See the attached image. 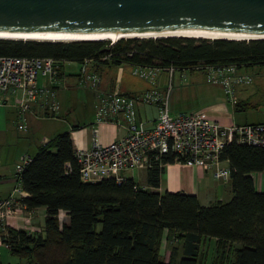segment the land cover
<instances>
[{"label": "trees", "instance_id": "trees-1", "mask_svg": "<svg viewBox=\"0 0 264 264\" xmlns=\"http://www.w3.org/2000/svg\"><path fill=\"white\" fill-rule=\"evenodd\" d=\"M108 41L0 38V55L78 63L90 59L104 66L264 65V38ZM247 108L253 104L234 103L235 111ZM74 151L70 132H58L38 145L20 172L18 182L26 193L21 201L28 210L44 206L45 215L38 232L7 226L2 240L19 258L16 264H205L201 247L210 239L215 246L212 264H264V190L256 189L251 176L264 171V146L235 139L225 143L220 157L228 161L232 196L209 205L200 204L194 194L155 190L163 170L158 164L146 170L150 189L130 176L82 181ZM161 160L172 162L175 154ZM61 211L66 222L60 221ZM163 239L179 246L173 245L167 259L161 255Z\"/></svg>", "mask_w": 264, "mask_h": 264}, {"label": "built area", "instance_id": "built-area-1", "mask_svg": "<svg viewBox=\"0 0 264 264\" xmlns=\"http://www.w3.org/2000/svg\"><path fill=\"white\" fill-rule=\"evenodd\" d=\"M63 62L52 57L0 55V105L11 104L15 107L18 129L27 130V112L34 103L43 106L51 116H56L59 102L54 87L60 80L59 70ZM89 62L90 59H84L79 63L76 80L93 89L99 102L94 121L89 125L90 146L77 147L74 151L82 181H96L105 177L119 181L125 177V171L147 170L157 164L164 165L161 158L168 154H175V160L210 168L214 178L228 180L229 167L223 164L226 159L220 157L226 142L235 139L241 143L264 146V123L222 125L201 111L169 112L168 96L175 83V72H179L178 78L183 82L187 79L185 70L188 68L131 64V73L146 80L150 87L127 94L117 87L102 92L100 75L94 69H87ZM193 68H202L204 81L220 85L232 104L238 100L237 87L252 81L251 75L241 72L236 63ZM161 72L166 75L163 88L157 84ZM39 78L49 84L40 85ZM139 103L156 106L157 116L152 125L146 126L137 119ZM119 117L123 118L125 133L108 143H101L99 124L117 122ZM29 159V155L21 157L14 175L15 185L6 197L0 199V245L7 248L8 244L2 240V235H6L10 220L28 222L31 217V212L21 201L25 192L18 182L19 174ZM27 231L33 232L32 229Z\"/></svg>", "mask_w": 264, "mask_h": 264}, {"label": "water", "instance_id": "water-1", "mask_svg": "<svg viewBox=\"0 0 264 264\" xmlns=\"http://www.w3.org/2000/svg\"><path fill=\"white\" fill-rule=\"evenodd\" d=\"M168 31L264 35V0H0V32Z\"/></svg>", "mask_w": 264, "mask_h": 264}, {"label": "crops", "instance_id": "crops-1", "mask_svg": "<svg viewBox=\"0 0 264 264\" xmlns=\"http://www.w3.org/2000/svg\"><path fill=\"white\" fill-rule=\"evenodd\" d=\"M121 64H118L117 67H119ZM93 67L100 75L101 78L100 89L102 92L117 87L123 93L132 94L145 90L150 87L149 83L146 80L141 79L131 73V69H130L131 66L129 65H127L126 67L128 68V72L130 76H132L133 80L138 79L142 81L143 86L135 87L134 85H126L122 80L121 76L116 75L113 77V75H111L110 73L112 71L111 69L115 68V66L107 67L104 65L101 66L96 64ZM60 70L61 71L64 70V72L63 74L60 75L61 77L59 78L60 79L59 81H64L66 76L65 74L66 72L64 69V62L60 65ZM78 70H79V66L77 67L76 71H74L73 75H77ZM103 72H105L106 74L103 75ZM159 77H160V73L157 77V80L159 79ZM158 82L159 81H157V84ZM165 82H166V75L164 73V80L161 83H159L158 86L163 88ZM176 82L178 85H182L183 83H186L189 86L205 83L204 77L202 78L195 77V75L191 73L187 76V79L185 81L181 82L179 78H177ZM38 83L40 85H43L44 83L47 85L49 84L48 82H45L44 79L41 78H39ZM204 86L200 89H199L200 86H197L196 87L197 96L191 99L190 102L186 101V105L184 106L180 105L178 101H173V103L171 104V108L168 107L169 112L171 114H174L179 111H201L204 113L206 117L210 119H214L222 125L264 122V121H249L246 115L244 114H246V112H248L250 108H247L246 110L243 111H235L234 104L229 102L220 85L212 84L213 86L212 88L211 87L206 88ZM236 95L238 100L247 101L239 97L238 94ZM93 102H94L93 103L94 112H93V119L90 123L94 121L96 106L99 102V97L96 96V93H93ZM11 107L14 108L15 110V107L13 105H11ZM68 111L65 112L64 114L65 115L68 114ZM29 113L31 115H29ZM156 116H157V108L155 105L152 104L146 105L140 103L137 104V119L141 121L142 124L146 126L152 125ZM27 117H28V121L31 118L39 120L38 125H36V131H38L40 135L37 140L38 145L43 144L52 137L44 132L40 133L41 130L44 129L41 120L44 118H58V119L64 118L59 113V110L56 113V116H51V114L47 113L44 107L39 105L38 103H34L31 106L30 110L27 112ZM98 128H99V140L101 141V143H108L112 140H115L118 137L122 136L126 131L122 117H119V120L117 122L107 121L100 123ZM67 129L70 132V136L74 148L90 146L91 133L90 136H88L85 133L86 130L80 128V126L73 129L72 127ZM23 155H27V154H23ZM23 155H21V157ZM223 164L228 165V161L227 160L223 161ZM144 171L145 172L141 180L135 179L134 170L130 171L129 176L132 177L133 180L138 184L146 186L147 188L150 189L151 187L147 186L146 183V170ZM10 176L11 175L4 174L2 171H0V199L6 197L12 190L13 186L15 185L14 175L12 174V176L11 177ZM125 176L127 177L126 174ZM251 176L253 178V182L256 189L259 191H263L264 171H253L251 172ZM154 189L160 193L164 191H172V192L179 191L183 193L194 194L197 196L200 204L202 205H209L219 200L227 201L232 196L229 179L228 180L216 179L213 177L212 170L210 168L201 167L195 164H188L180 160L167 162L163 165V170L159 176V186ZM25 194L26 193H24V195ZM29 211L31 212L32 215L30 222L26 223V221L23 220L11 219L9 225L15 228H22L25 230L32 229L33 232H38L41 227V223L37 220V218L40 215L44 217L45 208L44 206H39L30 209ZM1 246L5 247L4 245H0V247ZM16 263L18 262L15 263L7 262L5 264H16ZM0 264H4V263H2V261L0 260Z\"/></svg>", "mask_w": 264, "mask_h": 264}, {"label": "rangeland", "instance_id": "rangeland-1", "mask_svg": "<svg viewBox=\"0 0 264 264\" xmlns=\"http://www.w3.org/2000/svg\"><path fill=\"white\" fill-rule=\"evenodd\" d=\"M109 40V39H105ZM109 43H113L114 41L109 40ZM66 62V63H65ZM64 69H65V80L58 81L54 87V94L56 96V100L59 102V113L64 118H44L41 120L42 126L44 129L41 130L40 133L44 132L50 136L55 135L58 132H62V130L66 131L67 128L73 127L74 125H79L80 128L86 130V134L90 136V122L93 119L94 112V102H93V89L88 88L84 85H81L77 82L76 76L73 75L74 71H76L79 66L78 62L75 61H65ZM94 62H89L87 64V69H94ZM98 65H101L100 63ZM239 65V64H238ZM102 66V65H101ZM124 63H122L119 67L115 66L112 68L111 75L121 76L122 80L126 85H134L135 87L143 86L142 81L135 79L133 80L132 76H130L128 72V68ZM111 67V66H107ZM131 69V68H130ZM95 70V69H94ZM239 70L241 72L250 74L252 77V81L248 85H241L237 87V94L239 97L247 100L251 104H253V108H250L248 112H246V117L249 121H264V65L254 64L250 66L239 65ZM60 75L63 74L64 70H59ZM185 73L187 76L191 73L194 74L195 77H203L202 68H193L191 70L186 69ZM106 73L103 72V75ZM102 75V76H103ZM179 72H175V83L172 87V92L168 96V107L171 108V104L173 101H178L180 105H186V101L190 102L191 99L197 96L196 87L200 86L202 88L204 86L206 88H212V84L204 83L197 84L193 86H189L186 83L182 85L177 84ZM164 80V73H160V77L158 79V84ZM203 85V86H202ZM214 85V84H213ZM216 85V84H215ZM164 87V86H163ZM181 87V89H180ZM181 90V91H180ZM47 100L49 97L47 96ZM183 103V104H182ZM169 109V108H168ZM69 110V111H68ZM68 111V114H64ZM96 113V112H95ZM29 115H31L29 113ZM17 116L14 108L11 107V104H1L0 105V171L4 174L15 175L18 164L21 162V155H33L34 152L38 148V137L40 136L38 131H36V125H38L39 120L31 118L27 123V130H21L17 128ZM135 179L141 180L144 174L143 169H135L134 170ZM138 171V173H137ZM123 174L129 176L130 171H125ZM10 176V177H11ZM25 216V215H24ZM32 215L28 222H30ZM60 221H65L67 216L65 212L61 211L59 214ZM21 220V219H20ZM37 220L41 223V226L44 222V217L42 215L38 216ZM26 222V223H28ZM33 231V230H32ZM177 246L176 241L166 239L162 240L161 244V255L163 258L167 259L170 253L171 248ZM201 251L206 253L205 264H212V260L214 257L215 246L214 240L210 239L208 243L201 247ZM175 258L178 257V253L175 254ZM215 259V257H214ZM0 260L2 263H15L19 262V258L10 253V251L5 247H0ZM215 263V262H214Z\"/></svg>", "mask_w": 264, "mask_h": 264}, {"label": "bare ground", "instance_id": "bare-ground-1", "mask_svg": "<svg viewBox=\"0 0 264 264\" xmlns=\"http://www.w3.org/2000/svg\"><path fill=\"white\" fill-rule=\"evenodd\" d=\"M189 36L201 38H228V39H250L264 38V35L250 34H230V33H202L198 31H168L159 33H113V32H96V33H19V32H0V38H22L38 39L52 41H71V40H103L109 39L116 41L120 37H159V36Z\"/></svg>", "mask_w": 264, "mask_h": 264}]
</instances>
